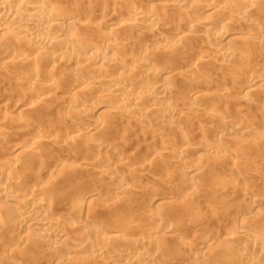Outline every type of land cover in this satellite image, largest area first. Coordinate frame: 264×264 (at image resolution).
Instances as JSON below:
<instances>
[{
  "label": "bare ground",
  "instance_id": "6f19581e",
  "mask_svg": "<svg viewBox=\"0 0 264 264\" xmlns=\"http://www.w3.org/2000/svg\"><path fill=\"white\" fill-rule=\"evenodd\" d=\"M199 12L201 15L203 13V17L198 16ZM175 23L177 25L175 29H168ZM106 27H111V31L102 30ZM190 40L202 42L203 48L208 50H206V54L197 57L198 62L202 65H206L205 62L209 64L210 58H214L219 66L230 64L235 60L238 66L229 78L235 77V75L239 76L238 80L240 78V82H237L238 85L240 84L239 87L237 83L235 85L239 88L238 92L234 93L240 101L237 100V102L243 105H254L264 112V105L254 104L257 101H255L256 92H262L259 94L264 97V0H0V237L7 231H11L12 236L17 238L20 243L27 244L33 240L32 236L34 235L32 234H35V239L41 241L42 245L46 243L48 250L51 249L50 257H57V252L63 249L67 255H75L80 258L81 261L77 258L79 263L86 262L88 264H171V261L175 259L177 264H231L233 256L243 257L245 264H259L260 256L259 258L257 256L264 254V232L252 224H244L239 229L224 230L226 245L224 244L225 247L223 245L225 249L221 246V254L217 255V261L210 260L213 257L210 255L208 257L206 251L217 246L214 238L205 234L204 238L200 239L197 238L198 236L196 237L198 234L190 233L192 235L189 236L190 240L195 237L197 242L199 239L201 240L198 242L200 247L198 246L194 251L193 243H190V240L187 241L189 237L185 239V236H182L184 234H181L183 227L189 224H194L200 230L199 227L205 226L207 223H210L209 225L213 223L212 225L215 226L222 223H216L217 218L214 219L217 217L216 213L217 215L222 213V215L227 214L230 217L245 219L247 215L258 214L262 209L261 205H264V198L262 200L257 194L247 191L241 185V176L233 169L226 172L225 175L224 172L220 174L215 172L217 174L215 176L211 171L214 177L209 179L212 176L207 172L208 167L217 169L213 167V165H217V161H222V159L231 161L230 159L235 156L234 152H236L231 144L235 142L234 140H238L236 139L238 137L248 136L249 128L254 123L250 118L248 121L250 120L251 124L247 122V117L242 114L241 104L236 105L232 114L220 110L221 106L208 108L203 112L200 108L207 105L204 100L205 96L195 87L188 89L190 85L188 79L194 85L203 80L201 79L203 75H197L194 67H189L185 74L182 73L184 81L186 80L185 82L188 83V85L187 83L182 85V91L186 90L184 92L186 95L184 98L181 96L182 101L181 97L176 100L196 107L190 112L188 109L185 110L189 112L186 116L197 115V119L193 118L196 121L200 120L198 117H202L201 120L205 118L212 122V126L209 122L210 127L206 128L207 124L204 125V123L207 122H204V119L205 129L203 128L201 131L213 132L218 137L224 138L223 140L228 137L231 142L223 145L199 142L195 148L183 147L181 152L179 151L180 153L177 151L179 154L170 155L176 145V139L184 138L185 135L175 132L176 127L173 126L175 120L171 119L175 116L180 117L174 119L181 118V113L177 112L178 109L175 108L176 104L173 102L175 98L171 101L175 89L174 86H171L174 81L172 82L173 79L170 76L174 74L171 73L172 71L165 73L173 68L168 67L169 65L160 66L173 61L176 58L174 52L177 49H184ZM190 51L192 52V50ZM160 58H164L161 61H165V63L159 64L157 60ZM256 60L261 61L258 62V65L262 63L263 70L258 69L260 71L256 72L257 70L253 71L255 67H250L251 62H257ZM51 64L57 65L58 74H53L55 77L50 79V71L48 72L47 69ZM21 68H25V70L20 77H11L13 69ZM156 77L160 80L158 84L152 83V78ZM2 86L4 87L2 88ZM10 86L17 91V94L10 91ZM233 92L228 93L222 90L216 97L221 100L231 99V97L233 99L235 98L234 94L232 95ZM15 95L17 102L14 108L27 111L26 117H16L11 111L12 108H7L9 99ZM260 101H257L256 104ZM92 110L99 111L100 114L110 113L109 115H113L114 119L116 116L118 120H122V123L115 120L118 122L115 123V126L118 124L122 126L120 128L118 125L120 136L117 134L118 138L120 137L119 140L122 139V141H114L112 146L110 143L113 142L109 141L110 145H108L104 137L106 134L102 135L107 128H105L106 124L84 121L83 116L85 118L87 112ZM192 111L195 114L192 115ZM54 112L58 114L56 118H54L55 115L53 116ZM152 113H157L155 116L159 115L160 120L170 119L173 122L171 125L173 129L170 125L161 127V122L164 121H161L158 126L155 120L152 121ZM181 119L183 120V118ZM243 119L248 126H242ZM190 120L188 119V122ZM124 121L131 122L133 125L125 124ZM54 122H59L58 129L65 122L73 127V131L66 135L65 142H62V139L58 140L59 136L53 133L55 131L52 132V130H56L52 128ZM152 122L158 126V130L155 132L154 130L152 132ZM168 122L169 120L164 123ZM48 124H53V126L45 128V125ZM213 125L215 126L213 127ZM59 134L61 135V133ZM146 134H149L148 140ZM143 135L146 137L144 139L147 141L146 143L143 140ZM94 136L98 138L95 139ZM258 137L257 139L255 136V139L251 137L253 141L248 143L253 142L252 145L255 143L258 147L256 141L264 140V136L260 138L259 135ZM131 138L133 140L141 138L137 141L143 140L144 143L137 142V144L145 145V148L142 146L143 154L140 153L143 157H141L142 155L138 157L140 163L139 161L134 163L135 165L140 164L139 168L130 164L128 159L130 152H126V148L129 146L128 141H133L130 140ZM115 140L117 141V139ZM148 141L149 144H147ZM152 141L153 144L155 141L165 144H161L160 148H152ZM260 142L262 141H259L258 144H261ZM81 144L82 146L86 145V148L83 149L84 152L86 149H95L103 155L104 152L109 154L108 150L112 149L117 152L118 158L116 159L105 158L106 156L96 159L102 155L98 154L99 156L96 155L95 159L92 158L93 160L91 158L90 160L80 159L78 165L74 167L80 171L84 169L94 172L100 178L107 179L109 177L110 180L114 175H119L116 183L111 186V189L116 192L115 195L118 196L113 195L111 200L107 198L109 205L115 203L121 205L125 201H134V204H131L133 208H129L128 213L126 212L124 216L119 214L115 215L116 218L113 217L114 215L112 216L117 221L122 220L123 223H127L129 227L121 230L120 223L116 226L115 222L112 223L111 218H109L111 223L107 221L108 219L107 222L96 219L97 214L95 215L92 210L96 211L95 208L100 206V199L105 198H100L98 187L94 192L96 194H92L90 191L83 193L82 191L74 197L69 208H66L68 210V216L65 214L68 217L67 221L53 218L47 214V212L52 214L55 210L52 208L57 206L58 202L55 201L58 200L54 199V201L49 195L54 184H51L52 186L44 184L41 177L35 175L36 172H42L38 170L43 168L42 165V167L39 166L38 162L44 161L45 158L49 161L54 158L57 151ZM73 147L71 149H75ZM78 149L81 150V148ZM253 149H255L254 146ZM127 150L129 149L127 148ZM205 151H208V154H205ZM107 153L105 155H108ZM187 153L195 154L196 160L199 161L187 166L189 169L187 174L182 171L181 174L179 173L180 176L178 173L177 175L183 177L181 181L185 178L183 183L189 185L190 191L185 192L182 200L178 202L172 192L167 193L165 196L167 201L164 202V198L159 194V187L157 190L154 186L155 181L153 184V179H149V176L152 177V171L153 173L155 171L160 176V183L168 184L174 171H170L167 166L188 162ZM43 156L44 159L41 158ZM124 158L129 164H120ZM203 158L210 160L212 166L207 167L206 164L209 163L207 160H204L207 161L206 164L204 161L201 163ZM48 161L45 165L47 167L43 170L45 175L46 173L53 177L56 175L54 178L67 175L64 174L65 171H69L70 164L75 162L72 159L65 160L60 168L57 163H54L55 161H51L53 163ZM131 161L133 163L134 160ZM36 164L40 167L36 166L39 168L36 169L37 171L33 170ZM141 165H144L145 169ZM148 165L153 166V170L146 168V166L150 167ZM148 169L152 171H148ZM205 174L210 175L208 180H206L207 175L205 176ZM131 184L134 186L131 189L132 192L129 190ZM200 188L209 197L206 196L203 199L202 193L203 200L201 201L203 202L201 205L192 209L188 208L187 205L194 202ZM124 191L128 193L123 194ZM57 193L60 202H68L63 192ZM131 193L132 195H130ZM234 194L243 196L240 199V202L246 205L243 211L227 209L228 202L232 200V203L235 202L232 198ZM237 200H239L238 198L236 202H239ZM105 205L107 206V204ZM183 205H186V211L181 209ZM58 207L60 209L62 206ZM135 209L136 212H134ZM217 210L221 212H216ZM60 211L61 214L62 208ZM54 212L53 216L58 211ZM114 212L116 213L115 209ZM146 218L151 221L141 222ZM247 219L249 222L251 218L247 217ZM159 228L160 232H164L167 236L173 239L175 236V241L168 240L164 245L162 244L163 247L160 250L154 252V247L161 241L159 240L161 236L157 235ZM68 230L74 233L80 232L81 236L77 238L75 234L72 235L73 232L71 234ZM101 231L104 232L98 235ZM203 234L204 232L201 234L202 237ZM245 236L248 238L245 240H253L256 243V251L250 252L248 248H245ZM173 242L179 246L172 247ZM137 244L141 245V249H132L133 245L137 246ZM233 244H237V247H234ZM19 247L16 244L11 245L8 247V251L16 253ZM87 249L90 251L89 255L81 254L82 252L86 253ZM80 255L82 256L79 257ZM9 264L23 263L11 260Z\"/></svg>",
  "mask_w": 264,
  "mask_h": 264
},
{
  "label": "rangeland",
  "instance_id": "374dc122",
  "mask_svg": "<svg viewBox=\"0 0 264 264\" xmlns=\"http://www.w3.org/2000/svg\"><path fill=\"white\" fill-rule=\"evenodd\" d=\"M200 13V12H199ZM205 13V12H204ZM201 15V13L200 14H198V16H200ZM202 15H203V13H202ZM200 16V17H203V16ZM212 21H215V20H212ZM175 26V27H174ZM177 27V25H176V23H175V25H173V27H170V28H168V29H175ZM103 31H105V32H109V31H111V27H106V28H103L102 29ZM100 32H102V31H100ZM171 32V31H170ZM113 33V32H112ZM203 43L202 42H200V41H194V40H190V42H188V44L185 46V48L184 49H186V50H184L183 48H181V49H177L174 53H175V56H176V58H174L173 59V61L174 60H176V61H169L168 63H165V61L164 62H162L161 61V59L162 60H164V58H160V60H157L158 61V63L160 64V63H165V64H162V65H164V66H160V67H165V65H169L168 67H170V68H173L172 70L170 69V70H167V71H165V73H167V72H171L172 74H174V75H172V76H170L171 75V73L169 74V76L170 77H172V82H173V84H175V85H171V86H174V89H175V91L173 90V95H174V97L172 96V98H171V101L175 98V100H173V102L176 104V109H178L177 110V112H179L180 111V115H181V118H183V120H184V122H183V120L180 118V119H174V118H179V117H177V116H175V117H172L171 119L174 121V125H173V122L170 120V119H168L169 120V122H171L170 124H169V122L168 123H164L165 121H168V120H160L161 118H160V116L158 117H156L155 116V114H157V113H152V121H156V123L158 124V126H160V122L161 121H164V122H161L162 124V126L161 127H163V125L165 126V125H173L174 127H176V130H175V128H174V130H175V132L176 133H183L182 135H185V136H183L184 138H182V137H178L177 139L179 140H177L175 137V139H176V141L177 142H175L176 143V145H175V147H173V150L171 151L172 153L170 154V155H173L174 153H177V151L179 152H181V148H183V147H187V146H189L190 148H195V147H197V144H199V142H203V143H205V142H207V143H210L209 145H212V144H218V143H220V144H229L231 141H230V139H228V137H227V139L226 140H223L222 138H220V137H218L217 135H215L213 132H210L209 133V131H207L206 132V130H205V132H203V131H201V129H205V126L204 125H206V128L207 127H210V125L209 124H211V126H212V122H210V120H208V119H205V118H203V120H201L202 119V117L201 118H199L198 117V119H200V120H197L196 121V119H197V115H193V114H195V112H193L192 111V115H193V117L192 116H190L189 117V115L188 116H186V114L187 113H189L190 111H191V109L193 110V109H195L196 107H191V106H189L187 103H185V102H180V101H177V100H179V97H183L184 98V96L186 95V93H184L185 91L183 90L182 91V88H183V86L182 85H186V83L187 82H185L184 81V77H182L183 76V74L182 73H186V71L189 69V67H194L193 69H195V72L197 73V75H203V76H201L200 78L201 79H203V80H201V81H199L198 82V84L197 83H195L196 85H194V84H191L192 82H190V79H188L189 80V87H188V89H190L191 87L192 88H196L197 89V91H199L203 96H205L204 97V100L206 101V104L207 105H205V103H204V105L205 106H202L200 109L203 111V112H205V111H207L208 110V108L209 109H211V108H214V107H220V110H222V111H226L228 114H232L233 112H234V110H235V107H237L236 105L237 104H239L238 102H240L236 97H235V92H238V89L239 88H237L235 85H236V83L238 82H240L239 80H240V78H239V80H238V77L239 76H237V75H235V77H233V78H235V79H233L232 77H230L229 78V76L232 74V72H234L235 71V68H237V63H235V60L232 62V63H230V64H227V65H222V66H219V63L218 64H216L217 63V61H214L215 59L214 58H210V60H208L210 63L208 64V62H205V63H207L206 65L205 64H201L200 62H198V59H197V57H198V55H202V54H206L207 53V49H204L203 48ZM183 49V50H182ZM190 50H192V52L190 51ZM207 50V51H206ZM190 53V55H189V53ZM186 53H188V54H186ZM181 54V55H180ZM185 54V55H184ZM183 55V56H182ZM188 55V56H187ZM185 56V57H184ZM159 61H161V62H159ZM183 61V62H182ZM257 62H251L250 64V67L251 68H253V67H255V69H253V71L255 70H257L256 72H258V71H260V70H263V64L262 63H259V65H258V62L260 61H258V60H256ZM198 64H197V63ZM261 62V61H260ZM210 64H211V66H210ZM217 66H216V65ZM257 64V65H256ZM262 66H261V65ZM214 66H216L215 68H214ZM248 67H249V65H248ZM51 69V70H50ZM258 69H260V70H258ZM25 70V68H21V69H19V70H15V69H13L12 70V74H11V77H16V78H18V76L20 77L21 76V74L23 73V71ZM47 71L50 73L49 75H50V79L51 78H53V77H55V75L56 74H58L57 73V71H58V68H57V65H49V67H48V69H47ZM184 71V72H183ZM252 71V72H253ZM47 72V73H48ZM56 72V73H55ZM42 74V73H41ZM53 74H55L54 76H53ZM178 74V75H177ZM179 74H181V75H179ZM219 76H218V75ZM135 75H137L138 76V74L137 73H135ZM176 76V77H175ZM179 76H181L180 78H178ZM207 76V77H206ZM237 76V77H236ZM176 79H175V78ZM210 77V78H209ZM218 77V78H217ZM222 77V78H221ZM206 78V79H205ZM233 80H232V79ZM175 79V80H174ZM182 79V80H181ZM204 79H205V81H204ZM209 81H208V80ZM211 79H213V80H211ZM225 79V80H224ZM187 80V81H188ZM178 81V82H177ZM184 81V82H183ZM206 81H208V82H206ZM213 81V82H212ZM226 81V82H225ZM232 81V82H231ZM235 83H234V82ZM160 82V80L156 77V78H152V83H155V84H158ZM201 82V83H200ZM203 82V83H202ZM212 82V83H211ZM176 83H178V84H180L179 86H178V84H176ZM188 83H187V85H188ZM206 83V84H205ZM211 85H209V84ZM226 83V84H225ZM238 83H237V85H238ZM228 84H229V87H228ZM1 85V84H0ZM205 85V86H204ZM206 85H208V86H206ZM240 85V84H239ZM239 85H238V87H239ZM182 86V87H181ZM232 86V87H231ZM4 86H2V88H3ZM181 88V89H177V88ZM233 87H234V90H233ZM224 88H225V90H224ZM178 90V91H177ZM181 90V91H180ZM227 91L228 93L230 92H233L232 93V95H233V97H235V98H233L234 100H236V101H234L233 99H232V97H231V99H224V100H221V99H219V97H218V99H217V97L216 96H218V92H220V91ZM236 90V91H235ZM10 91L12 92V93H14V94H17V91L13 88V87H11L10 86ZM180 91V92H179ZM259 93H261L262 94V92H256V99H255V101L257 100V101H260L258 104H256L257 103V101L254 103L255 105H264V97H263V95H260ZM13 94V95H14ZM177 95V96H176ZM180 95V96H179ZM231 95V96H232ZM177 97V98H176ZM182 97L180 98V100L182 99ZM17 97H16V95L13 97V98H11V99H9L10 101H8V103H9V105H8V103H7V108H12L11 109V111L13 112V114L16 116V117H26V115L28 114L27 113V111H25V110H22V109H18V108H14L15 107V104H16V99ZM113 99H116L115 97H113ZM152 99H154V98H152ZM177 99V100H176ZM260 99V100H259ZM107 100H108V98H107ZM226 100V101H225ZM231 100V101H230ZM237 100H238V102H237ZM95 101L97 102V100L95 99ZM94 101V102H95ZM182 101V100H181ZM204 101V102H205ZM220 101H221V103H220ZM224 101V102H223ZM241 104V103H240ZM239 104V105H240ZM238 105V106H239ZM259 105V106H260ZM209 106V107H208ZM206 107V108H205ZM240 107H243V109H242V114L243 115H245V117H247V119L246 118H244V116L243 115H241L244 119H246L247 120V122L248 123H250V120L248 121V119L250 118V119H252L251 121H253L252 123H254V124H252V127H250L249 128V135H251V136H244V137H238V138H236V139H238V140H234V139H232V140H234L233 142L234 143H232L231 145H233L234 146V149H236V152H234V154H235V156H233V157H235V158H231L230 160L231 161H227V160H229V159H222V161L224 160V162H222L221 160H219V161H221V162H219V161H217V162H212V163H217V165L215 164V166L213 165V167H215V168H219L218 170L220 171H218L217 169H214V168H212V167H208V166H212V164L210 163V160H207L206 158L204 159L203 158V160H201V163H203L202 161H204V160H207V161H209V163H207L206 164V162L207 161H204L205 162V164L207 165V167L209 168V169H207L208 171L207 172H209L210 173V175L212 176V174L214 173V176H215V172H218V174H220L221 172H224L223 174L225 175L226 174V172L228 173V172H230V171H232L231 169H233V171H235V173H237V174H239L240 176H241V185L245 188V189H247V191H251V192H253L254 194H257V196L259 197L260 196V198L262 199V198H264V140H259V141H262V142H260L261 144H258L259 143V141H256V143H257V146L258 147H256V144L254 143L253 145H252V143L253 142H250V143H248L249 141H253V139H255L254 138V136L256 137V139H257V137L260 135V138L261 137H263L264 136V132H263V130H262V128H264V112H262V111H260L257 107H255L254 105H243V104H241V106ZM255 107V108H254ZM13 108H14V110H13ZM257 108V109H256ZM189 110V112H187V111H185V110ZM206 109V110H205ZM182 110V111H181ZM185 111V114L183 113L184 111ZM201 110H200V112H201ZM110 114V113H109ZM109 114H100V112L98 111H94V110H92V111H90V112H87V114L85 115V118H84V116H83V119H85L84 121L85 122H87V123H92V122H104V124H106L105 125V128L107 127V128H109V129H107L106 128V130H104L103 132H104V134L102 133V135H105L104 137H105V139L107 140V142H108V145H110L111 144V146L112 145H114V143L115 142H120V141H122V139L121 140H119V138H118V135L117 134H119L120 132V128L122 127L121 126V124H118L119 126H120V128L118 127V125L117 126H115L116 124L115 123H118V122H120V123H122V120H118V117H116L115 115V119H114V117H113V115H109ZM55 115V116H54ZM58 116V114L56 113V112H54L53 113V116H54V118H56L57 116ZM179 115V114H178ZM182 115H184V117H182ZM186 116V117H185ZM189 117V118H188ZM117 118V119H116ZM158 118V119H157ZM160 118V119H159ZM190 118H191V120H190ZM193 118H196V119H193ZM188 119L190 120L189 122H188ZM193 119V120H192ZM204 119H205V121H204ZM243 119V120H244ZM115 120H117L118 122H116ZM179 120H182V121H180V122H177V121H179ZM187 122H186V121ZM263 120V121H262ZM113 121H114V123H113ZM192 121V122H191ZM201 121V122H200ZM207 122V123H204V122ZM124 122H126L125 124H128L127 123V121H124ZM159 122V123H158ZM175 122H176V126H175ZM200 122V123H199ZM210 122V123H209ZM55 123V122H54ZM53 123V124H54ZM131 123V122H130ZM129 123V124H130ZM164 123V124H163ZM180 123V124H179ZM201 123H202V126H204V127H202L201 126ZM203 123H204V125H203ZM209 123V124H208ZM244 123V124H243ZM243 123H241L242 124V126H248L247 125V123L245 122V120L243 121ZM246 123V124H245ZM53 124H48V125H45V128H51V125L53 126ZM57 124V125H56ZM58 124H59V122H56L55 124H54V126H55V128H54V126L52 127L53 129H56V130H52V132L53 131H55V132H53V133H56V135H58L59 137H58V140L59 139H62V142H65L66 140V135L67 134H69V133H71L72 131H73V127L71 126V124H67L66 122H65V124L64 123H62L63 125H61V126H59L60 127V129H58ZM128 124V125H129ZM132 124V123H131ZM155 123H153L152 122V126H153V128H152V132H153V130H154V132H155V130H158V126H157V124L156 125H154ZM177 124H179L178 126H177ZM251 124V123H250ZM249 124V125H250ZM108 125V126H107ZM133 125V124H132ZM131 125V126H132ZM114 126V127H113ZM154 126H156V127H154ZM173 126H171L172 127V129H173ZM215 125H213V127H214ZM251 126V125H250ZM118 127V128H117ZM161 127H159V129H161ZM157 128V129H156ZM117 129V130H116ZM178 129V130H177ZM58 130H60V131H58ZM63 130V131H62ZM119 130V131H118ZM149 130H150V128H149ZM173 130V131H174ZM51 131V130H50ZM57 131V132H56ZM112 131V132H111ZM188 131V132H187ZM111 132V133H110ZM114 132V133H113ZM174 132V133H175ZM262 134H261V133ZM59 133H61V135L59 134ZM213 133V134H212ZM260 133V134H259ZM257 134V135H256ZM55 135V134H54ZM101 135V136H102ZM109 135H111V136H109ZM147 135V140H148V137H149V134H146ZM145 135V136H146ZM254 135V136H253ZM113 136V137H112ZM119 136H120V134H119ZM230 136V135H229ZM65 137V138H64ZM97 136H94L93 138H95V139H97L96 138ZM116 137V138H115ZM143 137H144V135H143ZM142 137V138H143ZM253 139H252V138ZM56 138H57V136H56ZM108 138H109V140H108ZM111 138V139H110ZM146 137H144L143 138V140L145 139ZM151 138V137H150ZM150 138H149V141H150ZM173 138V139H174ZM225 138H226V136H225ZM250 138V139H249ZM259 138V137H258ZM264 138V137H263ZM262 138V139H263ZM90 139V138H89ZM94 139V140H95ZM114 139V140H113ZM115 139H117V141L115 140ZM139 139H141V138H134V140H133V138H131L130 140H133V141H130V142H132V143H130L129 141H128V143H129V146H127V148L129 149V150H127V148H126V152L128 151V152H130L129 154H128V159L130 160V164H136V163H138V161L140 160L138 157L139 156H141L142 154H143V152H144V148H145V145L143 144H137V142H141V143H144V142H142L143 140H140V141H137V140H139ZM175 139H174V141H175ZM119 140V141H118ZM136 140V141H135ZM152 140V139H151ZM220 140H223L222 142L220 141ZM61 141V140H60ZM109 141H111V142H113V143H110ZM115 141V142H114ZM134 141H135V143H134ZM145 141V140H144ZM149 141H148V143L147 144H149ZM147 141H145V143H146ZM255 142V141H254ZM110 143V144H109ZM134 143V144H133ZM154 142L152 141V148H154V147H156V148H160V145L161 144H163V143H158V142H156L155 141V144H153ZM157 143V144H156ZM189 143V144H188ZM125 144H127V143H125ZM132 144V145H131ZM165 144V143H164ZM163 144V145H164ZM186 144V145H185ZM248 144H250V145H248ZM131 145V146H130ZM135 145H136V148H135ZM182 145V146H181ZM79 146H81V147H79ZM85 146V147H84ZM126 146V145H125ZM139 146H141V147H139ZM144 148H143V147ZM249 146V147H248ZM251 146V147H250ZM253 146H254V148L255 149H253ZM73 147V146H72ZM72 147H70V148H68V149H63V150H61V151H57V154L55 153V155H58L59 156V158H58V156H53L54 158H55V160H53L54 158H52L51 160H49L50 161V163H53L54 161V163H57L58 164V166L61 168V165L64 163V161L66 160H74L75 162L74 163H71L70 164V169H69V171H65V173L64 174H67V175H62V176H59V178H58V176H57V178H54V177H56V175L53 177V176H51V175H49V174H47L46 173V175H45V172H44V170H45V168L47 167V166H45V165H47L46 163V161H48V160H46V158L44 159V156L43 157H41L42 159H44V161H39L38 162V164H39V166L40 167H42L43 166V168L42 169H39L40 167L38 166V164H36L35 166H34V168H33V170H36V169H39L38 171H42V172H36L35 173V175L37 174V176L38 177H41V179H42V181H43V183L44 184H47V185H51L52 186V188H53V190H52V192H49L50 194V198L51 199H55V200H58V201H55L56 203L58 202V204L60 203V204H62V205H58L57 204V206L56 207H54V208H52L54 211V213H56L57 211V213L56 214H54V216H53V212H52V214H50L51 212H47V214H49V215H51L53 218H56V219H60L61 218V220H65V221H67L68 220V208H69V205H70V203H71V201L74 199V197L79 193H82V191H83V193L84 192H87V191H90L92 194L94 193V192H96L95 190L97 189V187L100 189H98L99 190V196H100V198H102V197H105L103 200H101L100 199V206H97L95 209H96V211H93L92 210V212L96 215L95 217H96V219H98V221L100 220V221H103V220H105V222H110L111 220H112V223L113 222H115V225L116 226H118V224L120 223V229L121 230H123L125 227H129L128 226V224L127 223H123V221L121 220H116L115 218H116V216L115 215H121V216H124L125 214H126V212L128 213V211L127 210H129V208H133V206H131V204L133 205L134 204V201H130V202H124L123 204L121 203V205L119 204V205H117L116 203V205L115 204H112L113 205V207L115 206V208H113L112 207V205H109V200H111L114 196H118L117 194L115 195V191H113L112 189H111V186H113L115 183H116V181L118 180V176L119 175H114V177H113V179H109V177L106 179V178H100L96 173H94V172H91V171H88V170H79L78 168L76 169L74 166H77L78 165V161H80V159H89L90 160V158L92 159V158H94V157H96V155H97V157L100 155V154H102L101 152H97V151H95V149H90V150H88V149H86V151L84 152V150L83 149H85L86 148V145H84L83 144V146H82V144L81 145H78V146H74L75 147V149H71ZM73 147V148H74ZM81 148V150H83L82 152H81V150H77V148ZM82 147H84V148H82ZM114 147V146H113ZM130 147V148H129ZM139 147V148H138ZM161 147H162V145H161ZM179 147V148H178ZM135 148V149H134ZM252 148V149H251ZM257 148V149H256ZM139 149H141V150H139ZM94 150V151H93ZM66 151V152H65ZM109 151V154L108 155H105L106 153L104 152V155L102 154V155H100L98 158H96V159H100L101 157L103 158L104 156H106L105 158H109V159H116V158H118L117 156V152H115L113 149L112 150H108ZM112 151V152H111ZM139 151H142V152H139ZM176 151V152H175ZM81 152V153H80ZM94 152V153H93ZM115 152V153H114ZM132 152V153H131ZM134 152V153H133ZM179 152V153H180ZM203 153H204V151H202ZM208 151H205V154L207 153ZM140 153H142V154H140ZM179 153H177V154H179ZM99 154V155H98ZM132 156H131V155ZM139 154V155H138ZM208 154V153H207ZM239 154V155H238ZM117 155V156H116ZM238 157H237V156ZM115 156V157H114ZM186 158H187V160H188V162H183V163H181V164H172V166H170V165H168L167 166V168H169V170L170 171H174V173L173 174H171V178H169V181H170V179H171V181L168 183V184H161L160 183V176L157 174V172H155L154 171V173H153V166H154V163H153V166L151 167V165H148V166H150V167H147L146 166V168H152V170H150V169H148V171H152V175L153 176H155L154 174H157L155 177H151V176H149V179H153L152 181V183L154 184V181H155V183L156 184H154V186H156V189L158 190V187H159V194H161L162 196L161 197H163L164 198V202H166L167 201V199H165V196L167 195V193H170V192H172L173 193V197L176 199V201L178 202V201H181L182 200V198H183V194L185 193V192H187V191H190V188H188L189 187V185H186V184H184L183 183V181H184V179H183V181H181L182 179L181 178H183V177H179L180 176V174L182 173V171H184L185 172V174H187L188 173V171H189V169H188V167L187 166H189L191 163H193V162H197V161H199L198 159L196 160V156H195V154H192V153H187L186 154ZM132 157V158H131ZM136 157V158H135ZM141 157H143V155L141 156ZM237 157V158H236ZM68 158V159H67ZM101 158V159H102ZM131 158V159H130ZM134 158V159H133ZM95 159V158H94ZM126 159H127V157H126ZM136 159H138V160H136ZM93 160V159H92ZM131 160H134L133 161V163H132V161ZM48 161V162H49ZM51 161H53V162H51ZM82 161V160H81ZM41 162V163H40ZM45 162V163H44ZM125 163H127V164H129V162L128 161H125V158L124 159H122L121 161H120V164H124L125 165ZM139 163H140V161H139ZM186 163V164H185ZM60 164V165H59ZM134 164V165H135ZM142 164V163H141ZM145 164V163H144ZM162 164V163H161ZM167 164V163H166ZM211 164V165H210ZM42 165V166H41ZM72 165V166H71ZM140 164H137V165H135L136 167H138ZM146 165V164H145ZM36 166H38V167H36ZM45 166V167H44ZM142 166V168L143 169H145V166L144 165H141ZM140 167V166H139ZM138 167V168H139ZM72 168H74V169H72ZM166 168V169H167ZM210 168H212V169H210ZM44 169V170H43ZM214 169V170H213ZM67 170V169H66ZM168 170V171H169ZM210 170V171H209ZM217 170V171H216ZM37 171V170H36ZM147 171V170H146ZM211 171H212V174H211ZM68 172V173H67ZM70 172V173H69ZM206 172V173H207ZM42 173V174H41ZM137 173V172H136ZM169 173H171V172H169ZM177 173H178V175H177ZM180 173V174H179ZM234 173V174H235ZM39 174H40V176H39ZM137 174H139V173H137ZM34 175V176H35ZM173 175H174V178H173ZM207 175V176H206ZM210 175H208V174H205V176H206V180H208V176H210ZM217 175V174H216ZM44 176V177H43ZM63 176H64V178H63ZM117 176V177H116ZM214 176H212V177H210L209 179H211V178H213ZM179 179H178V178ZM54 178V179H53ZM143 178V177H142ZM148 178V177H147ZM146 178V179H147ZM40 179V178H39ZM139 179H141V176H139ZM172 179H174V180H172ZM175 179H176V181H175ZM178 179V180H177ZM57 180V181H56ZM103 180V181H102ZM107 183H106V182ZM173 181V182H172ZM157 183H158V185H157ZM183 183V184H182ZM103 184V185H102ZM113 184V185H112ZM137 184V183H136ZM152 184V185H153ZM100 185V186H99ZM108 185V186H107ZM134 185V184H133ZM162 185V186H161ZM131 186V187H130ZM129 187V190H130V192H132V188L134 187V186H132V184L130 185ZM153 187V186H152ZM57 189H58V191H57ZM204 189V188H203ZM56 192H55V191ZM61 190V191H60ZM94 190V191H93ZM110 190H112L111 192H110ZM207 189H205V191H206ZM104 191V192H103ZM127 191V190H126ZM126 191H124L123 192V194H125V193H128V192H126ZM204 190H202V188H200L199 189V192H198V195H197V197L193 200L194 202H192V203H190V204H188L187 205V207L188 208H195V207H199V205H201V202H203V201H201V200H203V199H205V197L207 196V195H205V192H203ZM57 192H63V194L65 195V197H66V199H68L67 201L68 202H60L59 201V199H58V197H59V194L57 193ZM102 192H103V194H102ZM106 192H107V194H108V196H107V194H106ZM207 193L206 194H208V191H206ZM53 193V194H52ZM203 193V195H201ZM210 194H211V192H209ZM56 194V195H55ZM94 194H96V193H94ZM110 194V195H109ZM134 194V193H133ZM114 195V196H113ZM130 195H132V193L130 194ZM201 195V196H200ZM53 196V197H52ZM113 196V197H112ZM204 197L203 199L201 198V197ZM239 196V197H238ZM48 197V196H47ZM56 197V198H55ZM109 198V200H108V198ZM112 197V198H111ZM207 197H209V195L207 196ZM243 197V196H242ZM242 197H241V195L239 194H234V196L232 195V198L234 199V203H232L233 202V200L231 201V202H228L227 203V209L230 211V210H233V209H237L236 211H239V210H244L245 208H246V205L244 204V203H242V202H240L241 200L240 199H242ZM201 198V199H200ZM231 198V199H232ZM238 198L239 200H237V201H239V202H236V199ZM206 199H208V198H206ZM263 200V199H262ZM103 201V202H102ZM264 201V200H263ZM112 202V201H111ZM111 202H110V204H111ZM223 202V201H222ZM102 203V204H101ZM107 204V206L105 205V204ZM114 203V202H113ZM224 203V202H223ZM223 203H221V204H223ZM128 205H130V206H128ZM58 206H62V207H60V209H59V207ZM106 206V207H105ZM109 206V207H108ZM262 206V209H261V211H259L258 212V214H255V215H252V216H248L247 215V217L248 218H251L250 220H249V222H248V219H247V217H245V219L244 218H242V219H238V218H236V217H234V216H229V215H225L224 213V215H222V213H218V215H217V213L216 212H218V211H220V210H217L215 213V216H217V217H214V219L215 218H217V220H219V218H220V220L217 222V220H216V223L218 224L219 222H222V223H219L218 225H212L213 223H211V225H209L208 223L207 224H205V226H202V227H199V229L200 230H198V228L194 225V224H189V225H187L186 227H183V230H181L182 232H181V234H184V235H182L185 239L187 238V237H191L192 235L191 234H198V235H196V237L197 238H204V236H205V234L207 235V236H209V237H211L213 240H215V242H216V244L215 245H217V246H214L213 248H211V249H208V250H206L207 251V253H208V257H209V255L210 256H212L213 258H211L210 260H215V261H217L218 259V257H217V255H219V253L221 254V250L220 249H222V247H223V245L226 243V241H225V235H224V230L226 231V229L228 230L229 228H231V229H239L241 226H243L244 224H252V226H257V227H259L263 232H264V205H261ZM111 207V208H110ZM61 208H62V210H63V212L60 214L59 212H61L60 210H61ZM67 208V209H66ZM116 208H117V210H116ZM94 209V210H95ZM114 209H115V211H116V213L114 212ZM181 209L183 210V211H186V205H183L182 207H181ZM113 210V211H112ZM50 211H52V210H50ZM134 211V210H133ZM132 211V212H133ZM137 210L135 209V211L134 212H136ZM263 211V212H262ZM67 212V213H66ZM103 212V213H102ZM112 212V213H111ZM114 212V213H113ZM221 212V211H220ZM110 213V214H109ZM260 213V214H259ZM60 216H59V215ZM65 216H64V215ZM114 215V216H113ZM214 215V214H213ZM102 216V217H101ZM111 216V217H110ZM115 217V218H113V217ZM109 218H111V220L109 219ZM115 219V220H113V219ZM108 219V220H107ZM213 219V218H212ZM213 219V220H214ZM107 220V221H106ZM147 220V218L146 219H144V220H142L141 222H150L151 220H149V218H148V220ZM252 220V221H251ZM120 221V222H119ZM122 222V223H121ZM111 223V222H110ZM216 223H214V224H216ZM126 224V225H125ZM220 225H221V228L219 229V227H220ZM174 226V225H173ZM217 226H218V228H217ZM175 227V226H174ZM123 228V229H122ZM185 228V229H184ZM187 228V229H186ZM160 228H159V230L157 229V235L160 237V239L159 240H161L160 241V243L159 244H157L155 247H154V252H156V251H158V250H160L161 249V247H163V245L165 244V242H167L168 240L169 241H175V236H174V239L172 238V237H169V236H167L164 232V234L162 233V231L160 232ZM187 230V231H186ZM221 230H223L222 232H221ZM30 231V230H29ZM189 232V233H186V232ZM200 231V232H199ZM10 232V233H9ZM31 232V231H30ZM68 232H70L71 234H72V232L73 231H71V230H68ZM102 232H104V231H101L98 235H101V233ZM133 232V231H132ZM184 232V233H183ZM199 232V233H198ZM204 232V234H203V237H202V233ZM33 233V232H32ZM31 233V234H32ZM191 233V234H190ZM76 235V237L78 238V237H80L81 236V233L80 232H73V234L72 235ZM190 234V235H189ZM13 235V233L11 232V231H7V233L6 234H4V235H2V237H0V264H9V261H11V260H17V261H19L20 263H23V264H81V263H85V264H88V263H86V262H81V263H79L81 260H80V258H78L77 256L75 257V255H67L66 253H65V251L62 249V250H60V251H58L57 252V257H50L49 255L51 254L52 255V252L50 253V250H48V245L46 244V243H43V245H42V242L41 241H39L38 239H35L36 237V235L35 234H32V235H34V236H32V241L31 242H28L27 244H25V242L24 243H20L19 241H18V239L17 238H15L14 236H12ZM200 235H201V237H200ZM96 237V236H95ZM182 237V238H183ZM190 237H189V239H187V241L188 240H190ZM196 237L195 238H191V239H193V240H190V243H193L192 244V247H194V251H195V249L199 246V244L200 243H198V242H200L199 240H198V242H197V239H196ZM196 241H195V240ZM245 239H248L246 236L244 237V241H245V245L247 246H245V248H248V251H250V252H253V251H256L255 249V246H256V243L253 241V240H245ZM38 240V241H37ZM41 242V243H40ZM177 242V241H176ZM196 242V243H195ZM30 243V244H29ZM174 243V242H173ZM172 243V247L173 246H179L177 243L175 244H173ZM237 243V242H236ZM14 244H16V245H19L20 247L18 248V251L15 253V252H10V251H8V247H10L11 245H14ZM163 244V245H162ZM46 245H47V247H46ZM218 245H220V246H218ZM226 245V244H225ZM225 245H224V247H225ZM234 245V247H237V244H233ZM233 245H231V246H233ZM135 245H133V247H132V249L133 248H135L134 250H140L141 249V245L140 244H137V246H135ZM222 246V247H221ZM137 247V248H136ZM157 247V248H156ZM200 247V246H199ZM220 247V248H219ZM223 247V249H225ZM156 249V250H155ZM86 250V249H85ZM88 250V249H87ZM83 252H84V249L82 250ZM222 251H224V250H222ZM81 253V254H85V255H89L90 254V251L88 250L86 253ZM223 253V252H222ZM264 254H262V256L261 255H259L258 254V258H259V256H260V258L258 259V261H259V264H264V256H263ZM82 255H80L79 257H81ZM220 256V255H219ZM217 257V258H216ZM241 257V256H240ZM238 258V256L237 257H235V256H233V260L231 261L232 263L231 264H245V261L243 260V257H241V258ZM262 257V258H261ZM77 258L80 260V261H77ZM176 258H178V256H176ZM70 259V260H69ZM217 259V260H216ZM172 263L171 264H177L176 262H177V260L175 259V260H172L171 261ZM98 264H101V263H98Z\"/></svg>",
  "mask_w": 264,
  "mask_h": 264
}]
</instances>
